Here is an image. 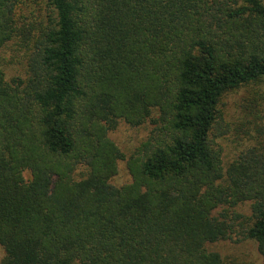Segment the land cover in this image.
I'll return each mask as SVG.
<instances>
[{"label":"trees","instance_id":"16d2710c","mask_svg":"<svg viewBox=\"0 0 264 264\" xmlns=\"http://www.w3.org/2000/svg\"><path fill=\"white\" fill-rule=\"evenodd\" d=\"M47 1L0 0V55L26 60L0 61V264H228L209 244L237 226L264 264V0ZM238 91L255 133L225 164ZM119 119L153 125L121 186Z\"/></svg>","mask_w":264,"mask_h":264},{"label":"rangeland","instance_id":"374dc122","mask_svg":"<svg viewBox=\"0 0 264 264\" xmlns=\"http://www.w3.org/2000/svg\"><path fill=\"white\" fill-rule=\"evenodd\" d=\"M19 7L24 9L23 11L29 19H37L41 12L50 10L47 0H19ZM32 21L34 20H27L26 22ZM18 48L16 44L11 42L1 50L0 61L3 62V69L9 81L19 78L25 79L26 77L25 55ZM239 93L240 91L232 92L225 98L220 127L214 131V140L222 150L225 164H229L237 158L243 148L246 147V142H249L247 131L255 133L253 127L250 130V124L240 118L238 108L242 96ZM152 130L153 125L149 121L138 126H131L125 120L119 119L116 127L109 131L110 138L126 156L125 160L119 161L118 173L111 179L113 184L121 186L132 181L126 162L136 154L139 146L149 138ZM236 210L245 216L240 222L246 221V216L251 214L248 203L237 206ZM242 228L243 226H237L230 238L209 244V248L220 251L228 264L262 263L263 258L258 251L257 243L245 237ZM2 256L3 251L0 248V260Z\"/></svg>","mask_w":264,"mask_h":264}]
</instances>
